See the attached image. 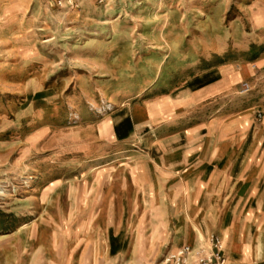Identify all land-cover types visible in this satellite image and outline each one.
<instances>
[{
    "label": "rangeland",
    "instance_id": "374dc122",
    "mask_svg": "<svg viewBox=\"0 0 264 264\" xmlns=\"http://www.w3.org/2000/svg\"><path fill=\"white\" fill-rule=\"evenodd\" d=\"M248 114L264 0H0V264H158L157 161L229 149Z\"/></svg>",
    "mask_w": 264,
    "mask_h": 264
},
{
    "label": "crops",
    "instance_id": "0c3cea01",
    "mask_svg": "<svg viewBox=\"0 0 264 264\" xmlns=\"http://www.w3.org/2000/svg\"><path fill=\"white\" fill-rule=\"evenodd\" d=\"M250 115L241 128L256 132L232 135L227 150L182 152L173 166V157L157 161L156 173L166 185L165 206L173 207L179 224L178 235L161 254L216 235L228 264H264V123L253 126ZM156 183H148L150 202L160 206Z\"/></svg>",
    "mask_w": 264,
    "mask_h": 264
},
{
    "label": "built area",
    "instance_id": "2783aa9c",
    "mask_svg": "<svg viewBox=\"0 0 264 264\" xmlns=\"http://www.w3.org/2000/svg\"><path fill=\"white\" fill-rule=\"evenodd\" d=\"M116 1L96 0L103 7H109ZM250 91L251 88L246 85L244 94ZM223 248L222 240L218 236L212 235L206 241H201L197 247L183 246L165 253L158 264H228L223 255Z\"/></svg>",
    "mask_w": 264,
    "mask_h": 264
}]
</instances>
